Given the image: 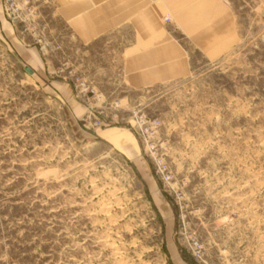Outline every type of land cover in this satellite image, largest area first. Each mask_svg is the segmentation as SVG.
<instances>
[{"label": "rangeland", "instance_id": "374dc122", "mask_svg": "<svg viewBox=\"0 0 264 264\" xmlns=\"http://www.w3.org/2000/svg\"><path fill=\"white\" fill-rule=\"evenodd\" d=\"M84 1L0 0V264H264V0Z\"/></svg>", "mask_w": 264, "mask_h": 264}, {"label": "crops", "instance_id": "0c3cea01", "mask_svg": "<svg viewBox=\"0 0 264 264\" xmlns=\"http://www.w3.org/2000/svg\"><path fill=\"white\" fill-rule=\"evenodd\" d=\"M60 2L61 8L64 6L63 12L66 14V8L72 6L70 0H57ZM62 1V2H61ZM151 0H86L82 3L83 8L86 7L80 16L85 17L88 22L83 24V26H96V30L99 33V26H116V24L126 21V18L130 15L136 13V10L139 6L147 5ZM166 0H161L162 10L161 13H170V14H189L190 12H195L198 8H201L200 0H194L192 2L186 3L184 7L178 8L177 10H170L166 8L165 11V2ZM215 5L216 1L211 0ZM125 3V4H124ZM168 3V2H167ZM210 3V1H209ZM206 12L213 14L217 13L214 8L204 6ZM117 17V18H116ZM120 19H124L120 21ZM95 30L94 27H91Z\"/></svg>", "mask_w": 264, "mask_h": 264}, {"label": "water", "instance_id": "95a60500", "mask_svg": "<svg viewBox=\"0 0 264 264\" xmlns=\"http://www.w3.org/2000/svg\"><path fill=\"white\" fill-rule=\"evenodd\" d=\"M25 70H26L28 73H33L32 69H30L29 67H25Z\"/></svg>", "mask_w": 264, "mask_h": 264}]
</instances>
